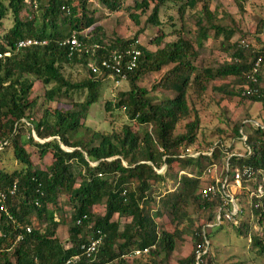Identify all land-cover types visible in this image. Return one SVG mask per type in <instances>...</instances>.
I'll return each instance as SVG.
<instances>
[{"label": "trees", "instance_id": "obj_1", "mask_svg": "<svg viewBox=\"0 0 264 264\" xmlns=\"http://www.w3.org/2000/svg\"><path fill=\"white\" fill-rule=\"evenodd\" d=\"M93 1L110 12L126 10L137 24L139 14L131 9L143 12L153 4L143 27L132 37L114 34L104 38L100 25L95 24L96 8H90ZM176 1L179 0H133L132 5L123 6L122 0H0V24L6 14L11 17L10 26L0 32V53L9 52L0 57V141L6 140L0 149V191L5 193L4 209H0V264H60L74 254L80 255L76 264H164L177 241L185 237L190 250L174 264H194L201 228L211 221L217 200L199 197L198 177H178L176 173H198L208 163L225 161L229 167L264 168V44L254 48L246 30L223 23L222 18L226 17L233 21L229 13L216 17L217 12L210 10L205 0H181L176 7L179 27L164 31L160 12H164L167 2ZM241 1L236 0L238 11L242 10ZM21 10L28 11L30 16L22 19ZM186 11L194 18L191 31L183 27ZM174 23L172 20L170 26L175 27ZM145 26L160 29L148 40L155 45L153 50L137 43L139 35L148 28ZM263 28L264 17L253 31L256 40H264ZM71 33L79 42V51L70 52L64 42ZM26 38L45 42L16 47L18 40ZM209 39L217 40V51L226 53L228 59L215 66H198L197 49ZM132 47H138L139 54L135 66L125 73L129 88L119 93L116 101L108 99L104 103L109 112L114 108L124 111L126 121L116 130L93 129L84 123L87 113L103 82L113 81L106 72L93 73L89 64L109 59L113 51L123 54L125 59V50ZM257 57L258 66L253 71ZM78 63L87 68L88 76L71 81L62 69ZM164 68L152 89H170L174 92L172 97H152L145 87L137 85L143 74ZM226 77L232 81L212 85ZM33 79L45 87V103L67 99L69 107L46 105L35 117L33 111L40 103L30 96ZM190 82L198 92L208 84L211 90L227 97L237 96L242 102L260 104L258 125L245 118L231 126L233 136L245 135L242 143L248 153L244 150L238 155L231 151V143L224 145L220 139L200 149L194 142L195 112L193 119L185 123V130L173 134L174 125L190 111L185 96ZM148 124L151 129H143ZM243 125L248 126L247 134L241 131ZM31 129L39 140L29 134ZM211 146L209 156L180 155L188 147L201 152ZM28 147L36 148L42 163L31 159ZM161 166L163 173L155 172ZM167 178L176 185L173 190H167ZM160 183L162 190L157 187ZM10 189L12 193H8ZM154 190L156 197H152ZM236 201L246 214H242L237 226L224 225L244 237L250 227L248 211L256 217L257 224L264 223V187L256 206L254 199L248 200L242 193ZM151 202L155 204L154 210L149 206ZM188 203L202 217L194 221L193 227V220L185 212ZM164 212L175 222L171 229H165L154 219ZM59 213L64 217L58 219ZM185 217L187 224L179 227ZM59 224H66V243L56 235ZM25 226H29V231H25ZM19 232L21 238L17 239ZM97 234L101 242L87 258L80 245ZM206 235L209 238L207 231ZM248 246L264 258V236L253 234ZM144 247L146 252L133 254L135 249ZM211 253L210 246L202 264H219Z\"/></svg>", "mask_w": 264, "mask_h": 264}, {"label": "rangeland", "instance_id": "obj_2", "mask_svg": "<svg viewBox=\"0 0 264 264\" xmlns=\"http://www.w3.org/2000/svg\"><path fill=\"white\" fill-rule=\"evenodd\" d=\"M207 1L208 7L210 10L215 9L217 12V16L219 17L222 12L229 13L233 21L229 20L227 17L222 18L223 23H229L236 25L237 28L246 30L247 38L249 43L254 47L263 46L264 40H256L254 35V29L261 18L264 17V0H242V10L238 11L236 0H205ZM181 3V0L176 2H167L166 8H164V12H160V17L163 25L161 26L164 31H171L172 29H176L179 27V21L177 20V10L176 7ZM133 4V0H122L123 6H130ZM153 2L150 3L147 9L143 12L141 10L131 9V12H137L139 23H135L132 19H130L127 15L126 10L120 9L113 12L103 8L100 4L93 1L90 5V8L93 6L96 8L94 11V18H97V23L101 27V31L103 32L104 38H112L115 34L117 36H121L124 38H130L134 34H136L141 27H143V23L145 17L150 12V8ZM200 2L194 8L195 11L198 10ZM216 7V8H215ZM103 14V15H102ZM102 15V18H101ZM19 16L24 19L30 16V13L25 10H21ZM172 20L175 21V27L170 26ZM193 16L187 14V11L184 14L183 27L184 29L192 30ZM11 24V17L9 14H6V17L1 20L0 24V32L7 29ZM147 29L142 32L139 37L137 43L140 46H143L149 50H153L155 45H151L148 43L150 37H153L155 34H159L160 29L154 26H145ZM264 38V28L262 36ZM168 39V36L166 37ZM106 41V40H104ZM259 41V43H258ZM217 40L209 39L204 43V46L201 49H197V65H211L215 66L216 63H221L223 61H227L228 56L226 53L217 51ZM167 67H170L167 66ZM166 70L164 68L161 72H148L143 74L140 77V80L136 83L140 87H145L148 90V94L152 97L160 96L163 98L172 97L174 92L170 89H164L161 86L154 87L152 89V84L159 79L163 72ZM63 74L68 77L71 81H79L88 76L87 68L80 63L74 64L72 66L65 65L62 69ZM232 78L226 77L224 79H218L213 81L214 86H218L224 82H230ZM103 87L98 95L97 100L91 104V107L87 113V117L85 120V124L89 125L93 129H97L102 132H106L108 130H116L119 129L121 124L126 121L125 120V112L121 109H113L110 112L105 110L104 103L108 99H114L115 101L118 99L119 93H124L129 88V83L127 80L121 81V83L117 86H114L113 83H110L109 79L103 82ZM154 85V84H153ZM206 89L204 91H197V86L192 82L186 88V102L187 106L190 108L188 116L180 119L173 128V134L182 133L185 130V123L191 121L193 119V113L195 112L197 115V125L194 129V142L199 146L200 149H205V147L209 146L212 142L216 141V139H220L224 145L231 143V151L237 153H243L245 150V146L242 143L241 138L233 136L231 131V126L234 123L240 122L245 118H248V121L253 122V120L260 121V117L258 113L260 112V104L255 102H242L241 99L237 96L227 97L222 92H217L216 90H211V85L206 84ZM44 86L38 81L33 79V84L31 87L30 96L36 97L38 103H40L39 107L34 109V116L37 117L42 108L46 105L49 108L60 107L67 108L69 107V101L67 99H60L57 101H51L45 103L43 101V90ZM84 95V91L80 93ZM143 129L150 130V125L142 126ZM247 125L241 126L242 133H246L249 129H247ZM233 137V138H232ZM209 144V145H208ZM31 159H33L36 163H42L40 158H37V150L36 148L28 147ZM11 149L9 148V151ZM8 153V152H7ZM10 155V154H9ZM11 156V155H10ZM11 159V157H9ZM168 179V178H167ZM161 190L164 189L162 184H158L157 186ZM157 191L154 190L152 197H156ZM247 198V197H246ZM152 202L149 203L151 209L154 210V206ZM149 208V209H150ZM152 210V211H153ZM151 211V212H152ZM185 212L188 217H190L194 221L197 222L199 218V213L195 211L192 203H188L185 207ZM67 223L69 216L65 214ZM201 215V214H200ZM63 216L59 213L58 219ZM64 217V216H63ZM204 217V216H203ZM256 218V217H255ZM155 221L160 225H165V229H171L175 225L174 221H170L171 217L167 212H164L163 215L159 216V218H154ZM188 220L185 217L181 223L178 224L179 227L187 224ZM256 230H252L251 236L255 235ZM207 234L209 236V240L212 241V253L215 256V260L219 264H262L264 258L256 253L253 248L248 246L243 237V234H238L236 231L227 225H223L220 228H207ZM56 235H58L61 241L65 240L67 237L66 234V224H59L56 228ZM186 240L177 241V245L175 246L174 251L170 252L167 261L164 264H174L176 260L185 254H187L190 250V243L187 242V237L184 238ZM67 240L64 241L66 243ZM63 243V244H64Z\"/></svg>", "mask_w": 264, "mask_h": 264}, {"label": "built area", "instance_id": "obj_3", "mask_svg": "<svg viewBox=\"0 0 264 264\" xmlns=\"http://www.w3.org/2000/svg\"><path fill=\"white\" fill-rule=\"evenodd\" d=\"M45 40H37L35 38L20 39L16 42V47L25 46L30 44H42ZM70 52L80 50L79 42L75 37L74 33L64 41ZM242 43V42H241ZM245 46V44H244ZM9 52L0 53V57L8 55ZM139 54L138 47H132L125 50V59L123 54L115 53L114 51L110 54L109 59H101L98 63H90L89 68L93 73L101 75L106 72V75L110 77L113 83L116 85L120 83L125 78L126 71L133 68L136 64L135 59ZM259 58L257 57L254 61L252 70L254 71L258 66ZM243 93V92H242ZM26 125H30L25 119H21ZM246 121V120H245ZM255 125H258L256 121H253ZM29 134L35 139L39 140L33 129L30 130ZM245 139V135L241 134V140ZM6 140L0 141V149L5 145ZM215 144V142H214ZM213 147H209L207 151H197L195 148L188 147L185 148L180 155L195 157L198 153L210 155ZM246 152L249 149L245 148ZM240 155L239 153H236ZM230 156V155H229ZM155 169V168H154ZM164 166L155 169L157 173H163ZM181 174H186L188 176H194L199 178V185L197 192L202 200H217L214 207V214L211 221L206 222L201 228V240L196 243L194 251V264H202L204 255L207 254L210 248V240L206 235L207 228L218 227L230 223L232 226H237L239 224L240 218L246 214V211L237 203V195L243 194L248 200L254 199L255 203H260L261 196L264 187V168H257L249 165H235L229 167L227 162L217 164L215 162L208 163L202 169V171L189 172L188 170H179L176 175L179 177ZM176 184V183H175ZM165 186L168 191L173 190L176 185H172V181L165 179ZM13 190L10 189L8 193H12ZM5 199V193L0 191V209H4L3 200ZM248 221L250 222V227L248 231L244 234V239L247 243L251 240V230H256L255 235L259 237L264 236V223L259 225L255 221V216L248 211ZM25 231H29V226H25ZM17 239L21 238V233H17ZM101 242V236L99 234L91 236L88 238L86 243L80 245V249L83 255L90 258L93 252L96 251L98 245ZM147 251V247L142 249H135L133 254L137 255ZM80 260L79 254H74L67 257L60 264H76Z\"/></svg>", "mask_w": 264, "mask_h": 264}, {"label": "crops", "instance_id": "obj_4", "mask_svg": "<svg viewBox=\"0 0 264 264\" xmlns=\"http://www.w3.org/2000/svg\"><path fill=\"white\" fill-rule=\"evenodd\" d=\"M66 240V239H65ZM65 240H63V242L65 241ZM212 241H210V246L212 245V243H211Z\"/></svg>", "mask_w": 264, "mask_h": 264}]
</instances>
